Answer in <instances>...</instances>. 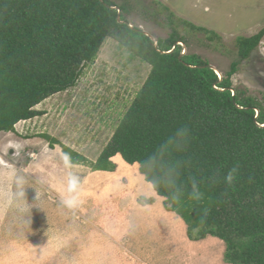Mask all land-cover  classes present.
Masks as SVG:
<instances>
[{"label":"trees","instance_id":"16d2710c","mask_svg":"<svg viewBox=\"0 0 264 264\" xmlns=\"http://www.w3.org/2000/svg\"><path fill=\"white\" fill-rule=\"evenodd\" d=\"M180 20L208 41L220 39L215 30ZM178 30L154 40L131 26L127 5L113 0H0V133L45 114L36 107L75 87L112 38L151 69L98 159L89 161L50 134L37 136L60 144L69 164L95 171H115L118 154L138 163L191 240L214 236L225 242L228 263L264 264V108L232 88L264 26L237 37L240 59L222 79L201 55L183 53L177 43L187 38Z\"/></svg>","mask_w":264,"mask_h":264},{"label":"rangeland","instance_id":"374dc122","mask_svg":"<svg viewBox=\"0 0 264 264\" xmlns=\"http://www.w3.org/2000/svg\"><path fill=\"white\" fill-rule=\"evenodd\" d=\"M113 1L127 5L131 26L155 40L168 38L177 26L187 38L180 43L183 53L201 55L222 78L240 59L237 37L264 26V0ZM180 19L215 30L220 39L208 41ZM150 69L109 38L75 87L36 107L45 114L0 133V264H230L225 242L214 236L191 240L185 221L156 190L164 212L153 208L139 167L120 164V156L109 173L69 164L60 144L52 148L37 136L50 134L96 161ZM232 83L233 93L264 108V38L240 60ZM11 147L16 154H8ZM73 198L69 207L65 201Z\"/></svg>","mask_w":264,"mask_h":264},{"label":"crops","instance_id":"0c3cea01","mask_svg":"<svg viewBox=\"0 0 264 264\" xmlns=\"http://www.w3.org/2000/svg\"><path fill=\"white\" fill-rule=\"evenodd\" d=\"M24 121H26V120H24ZM119 156L120 157H122L120 154H118L117 156H115L116 158H119ZM123 158V157H122ZM127 164L128 166L127 167H129V168H131L132 166L133 167H135L136 168V170H137V168L139 167L140 168V165L138 164V163H136V164H131L130 165V163H128V162H125L124 160H120V164ZM103 172H107V173H109V171H103ZM138 174L143 178V181H144V186L142 185V187L144 188V189H146V190H148L149 191V193H148V195H147V197H148V199H149V203L150 204H152L154 207L153 208H155L156 210L157 209H159L160 208V211H163L162 210V208L164 207L163 205H162V197H160L158 200L156 199V198H158V194L156 193V191H155V189H154V187H153V185H152V183H150V182H148L147 180H146V178H145V175L144 174H142L141 172H139L138 171ZM146 197V198H147ZM149 209V208H148ZM164 209V208H163ZM155 211V210H154ZM164 212V211H163ZM155 213V212H154ZM179 222H182L180 219H179Z\"/></svg>","mask_w":264,"mask_h":264},{"label":"clouds","instance_id":"9594fccd","mask_svg":"<svg viewBox=\"0 0 264 264\" xmlns=\"http://www.w3.org/2000/svg\"><path fill=\"white\" fill-rule=\"evenodd\" d=\"M237 171L236 167H233L231 170H229L228 174L224 177V180L228 183L231 184L234 180V173ZM76 186V182L73 181V187ZM65 203L69 206L72 207L75 204V199H69L66 200Z\"/></svg>","mask_w":264,"mask_h":264},{"label":"water","instance_id":"95a60500","mask_svg":"<svg viewBox=\"0 0 264 264\" xmlns=\"http://www.w3.org/2000/svg\"><path fill=\"white\" fill-rule=\"evenodd\" d=\"M146 32V31H145ZM147 33V32H146ZM147 34H149V33H147ZM150 35V34H149ZM151 36V35H150ZM152 37V36H151ZM153 38V37H152ZM154 39V38H153ZM155 40V39H154ZM181 42H178L177 44H180ZM177 44L174 46V49L176 48V46H177ZM211 68H213V69H215L214 68V66L213 65H209ZM215 71L218 73V71L215 69ZM218 75H219V73H218ZM220 79H222V77H220ZM8 154L9 155H14V154H16V150L13 148V147H11L10 149H9V152H8Z\"/></svg>","mask_w":264,"mask_h":264}]
</instances>
